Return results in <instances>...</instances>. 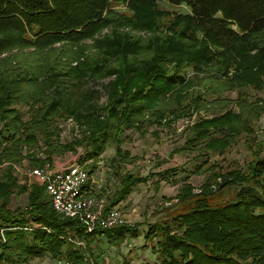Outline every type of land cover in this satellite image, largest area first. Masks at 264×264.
Returning a JSON list of instances; mask_svg holds the SVG:
<instances>
[{
  "label": "trees",
  "instance_id": "1",
  "mask_svg": "<svg viewBox=\"0 0 264 264\" xmlns=\"http://www.w3.org/2000/svg\"><path fill=\"white\" fill-rule=\"evenodd\" d=\"M104 79L100 103L91 82ZM232 92L236 98L224 96ZM211 108L221 110L202 114ZM195 114L174 153H197L195 172L207 171L206 179L196 189L185 174L180 207L149 223L145 238L156 240L157 264H264V137L256 131L264 115V0H0V264L46 255L83 264L70 237L121 244L141 234L138 224L87 233L79 218L54 210L43 183L21 181L15 165L43 167L82 147L71 164L92 178L111 143L119 168L133 161L123 149L126 131L171 128ZM70 119L80 134L64 143L60 122ZM242 138L253 156L247 169L212 161ZM181 171L115 170L119 187L106 211L150 178L174 183ZM232 186L233 199L215 202ZM23 193L27 205L11 208Z\"/></svg>",
  "mask_w": 264,
  "mask_h": 264
},
{
  "label": "rangeland",
  "instance_id": "2",
  "mask_svg": "<svg viewBox=\"0 0 264 264\" xmlns=\"http://www.w3.org/2000/svg\"><path fill=\"white\" fill-rule=\"evenodd\" d=\"M192 74L193 72L190 71L189 76H192ZM107 82L108 79L101 80L97 83L91 82L92 86L94 85L102 90V95L99 99L100 103L106 102L107 94L103 84ZM251 93L254 96L262 95V92L257 91H251ZM224 96L236 98L237 93H227ZM20 109L24 112L25 119H27L29 117L27 113L28 107L22 105ZM220 110V108H211L207 112L202 111V114L204 116H213ZM196 117L197 115L195 114L191 119H180L171 128L152 127L146 134H142L137 130L126 131L123 149L130 153L133 161L122 163L120 168L116 163L112 162V158L116 153V145L114 143L109 145L101 158L99 168L95 175L96 179L98 177L101 180V190H104L108 196L112 195L119 187V178L115 172L118 169L147 175L150 172L178 167L183 168L185 173L181 171L174 183L162 181L158 185L155 183L157 178H150L148 182L139 184L133 193L124 202L119 204L118 209L132 224H138L140 226V236H128L126 241L121 244H112L105 236L97 237L96 241L88 244L87 250L89 254L86 253V259L83 260V264H121L124 259H130L134 264H157L159 262L158 254L152 249L156 240L147 241L145 238L149 223L169 219L176 213L177 208L180 207L176 196L183 184L182 177L185 174H190L189 182L196 189H199L206 179L207 171L195 172L196 166L201 161L197 153H174L175 148L178 149L184 144L185 138L189 134L186 131V127L193 123ZM256 126L257 136L263 138L264 115ZM60 127L62 128L60 138L64 143L73 140L75 136L80 134L79 129L71 119L61 121ZM82 151V147H79L77 152H68L64 155L57 156L51 166L53 168H64L74 162ZM252 158V153L245 143V138H242L225 155H213L212 161L223 170H232L235 168L247 169ZM17 166L23 172H27L33 168L28 159ZM21 171H16L17 175L21 181H27ZM236 190L237 187L234 186L225 189L217 194L215 202L233 199ZM27 203V193H23L13 196L10 207L13 209L25 207ZM82 252L84 253L83 250ZM52 261L53 258L46 255L42 258L35 259L31 264H50Z\"/></svg>",
  "mask_w": 264,
  "mask_h": 264
},
{
  "label": "built area",
  "instance_id": "3",
  "mask_svg": "<svg viewBox=\"0 0 264 264\" xmlns=\"http://www.w3.org/2000/svg\"><path fill=\"white\" fill-rule=\"evenodd\" d=\"M16 171L22 169L15 165ZM29 183L35 180L45 185L54 210L64 216L79 218L85 225L87 233L93 232L97 227L114 228L119 225L132 224L118 209L106 211L108 199L96 195H86L91 192L94 183L87 169L80 164H71L64 168H53L50 163L43 167H35L27 172L21 171ZM91 180V181H90ZM88 190L85 191V188ZM78 249L84 251L83 260L89 254L88 243L79 237L69 238ZM87 253V254H86ZM50 264H79L74 260L55 258Z\"/></svg>",
  "mask_w": 264,
  "mask_h": 264
},
{
  "label": "crops",
  "instance_id": "4",
  "mask_svg": "<svg viewBox=\"0 0 264 264\" xmlns=\"http://www.w3.org/2000/svg\"><path fill=\"white\" fill-rule=\"evenodd\" d=\"M95 175L96 174H94L93 175V177L91 178L92 179V182L94 183V187H95V189H93L91 192H87V193H89V195H96V196H99V197H105V198H109L110 196H108L107 195V193H105L104 192V190H101V184H100V179L97 177V179H96V177H95ZM87 195V194H86ZM125 201V200H124ZM124 201H122V202H124ZM121 202V203H122ZM114 208H119V204L116 206V207H114ZM99 238V237H101V236H95L94 238H93V241H96V238Z\"/></svg>",
  "mask_w": 264,
  "mask_h": 264
}]
</instances>
